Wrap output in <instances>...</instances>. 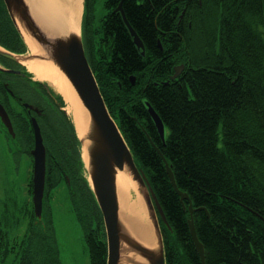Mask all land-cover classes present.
<instances>
[{"label": "trees", "instance_id": "16d2710c", "mask_svg": "<svg viewBox=\"0 0 264 264\" xmlns=\"http://www.w3.org/2000/svg\"><path fill=\"white\" fill-rule=\"evenodd\" d=\"M94 2L83 0L84 51L170 227L159 219L165 264H202L190 218L204 264H264V0H122L144 56L114 12L120 0L105 1L99 28L93 25ZM0 45L14 53L27 50L1 3ZM47 87L39 120L46 150L43 216L53 211L54 191L64 188L89 264H105L102 217L80 144L61 96ZM145 102L164 125L163 140ZM18 127L16 139L24 127L30 148L29 124ZM165 163L186 199L174 190Z\"/></svg>", "mask_w": 264, "mask_h": 264}, {"label": "water", "instance_id": "95a60500", "mask_svg": "<svg viewBox=\"0 0 264 264\" xmlns=\"http://www.w3.org/2000/svg\"><path fill=\"white\" fill-rule=\"evenodd\" d=\"M3 2L23 41L25 42L23 38V33H25L36 42L41 52L35 55H18L0 48V55L17 60L19 63L34 59L51 62L68 80L85 110L86 129L84 134L81 137L77 135V138L80 145L86 142V161L83 158L82 160L90 189L103 220L106 237V264H165L158 220L160 219L168 229L170 227L149 180L143 170L137 167L129 147L107 110L85 56L80 34L72 31L52 33L36 20L28 0H3ZM121 2L122 0L114 12L120 14L134 46L140 55L144 56V44L127 21L121 8ZM158 46L161 48L160 44ZM182 68L181 64L175 66L170 79L176 78ZM129 80L131 84H134L133 75L129 77ZM145 106L159 137L163 140L165 130L162 121L148 102H145ZM0 119L8 132L13 135L11 122L1 104ZM31 126L34 136V145L31 149L33 205L35 215L40 217L45 179V147L39 126L34 118L31 119ZM165 168L174 190L181 199H186V194L177 189L172 172L166 163ZM119 171H126L136 184L137 193L142 199L150 223L151 244H145L133 235L119 216L116 190V176ZM192 211L189 205L190 215ZM188 227L195 249L204 264V251L197 239L191 218L188 220Z\"/></svg>", "mask_w": 264, "mask_h": 264}, {"label": "flooded vegetation", "instance_id": "af4514ba", "mask_svg": "<svg viewBox=\"0 0 264 264\" xmlns=\"http://www.w3.org/2000/svg\"><path fill=\"white\" fill-rule=\"evenodd\" d=\"M0 3L6 9L3 0ZM46 100L43 84L37 83L17 60L0 55V104L10 119L14 134L10 135L0 119V136L4 143L16 141L13 143L15 149L26 155L30 171L33 131L30 148L26 129L23 127L21 141L16 139L15 132L25 121L32 130V118L39 126V120L45 114ZM5 187L0 194V264H79L74 263L73 254L64 262L62 260L53 211L43 216L42 203L41 216L35 215L29 178L24 186L11 183Z\"/></svg>", "mask_w": 264, "mask_h": 264}, {"label": "bare ground", "instance_id": "6f19581e", "mask_svg": "<svg viewBox=\"0 0 264 264\" xmlns=\"http://www.w3.org/2000/svg\"><path fill=\"white\" fill-rule=\"evenodd\" d=\"M28 1L36 20L52 33L79 32L82 0ZM23 38L31 54H40L39 46L30 36L23 33ZM22 64L36 79L48 82L62 97L65 113L73 122L77 135L81 137L86 129V113L65 76L51 62L45 60H25ZM85 144H82L80 149L82 158L86 161ZM116 190L121 220L139 240L145 244H151L150 223L142 199L137 193L135 182L126 171L117 173Z\"/></svg>", "mask_w": 264, "mask_h": 264}, {"label": "rangeland", "instance_id": "374dc122", "mask_svg": "<svg viewBox=\"0 0 264 264\" xmlns=\"http://www.w3.org/2000/svg\"><path fill=\"white\" fill-rule=\"evenodd\" d=\"M105 1L95 0L94 2L95 18L93 25L96 28L100 27V19L106 12ZM27 52L29 53V49ZM37 81L42 82V80ZM13 143H16V141L12 140L9 144L8 142L4 143L0 136V194H3V190L6 189L5 186L11 183L24 186L30 176V165L26 155L17 152ZM51 203L63 262L66 257L73 254L74 256L71 258L74 263L89 264L82 232L74 218L73 212L69 208L67 193L64 188L60 186L58 190L54 191Z\"/></svg>", "mask_w": 264, "mask_h": 264}, {"label": "crops", "instance_id": "0c3cea01", "mask_svg": "<svg viewBox=\"0 0 264 264\" xmlns=\"http://www.w3.org/2000/svg\"><path fill=\"white\" fill-rule=\"evenodd\" d=\"M81 13H82V7H81ZM81 13H80V17H81Z\"/></svg>", "mask_w": 264, "mask_h": 264}]
</instances>
